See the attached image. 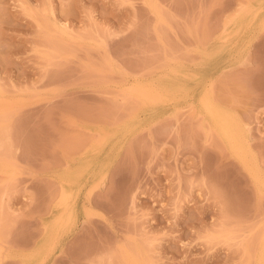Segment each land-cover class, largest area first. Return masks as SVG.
Here are the masks:
<instances>
[{"label":"rangeland","instance_id":"374dc122","mask_svg":"<svg viewBox=\"0 0 264 264\" xmlns=\"http://www.w3.org/2000/svg\"><path fill=\"white\" fill-rule=\"evenodd\" d=\"M0 264H264V0H0Z\"/></svg>","mask_w":264,"mask_h":264},{"label":"bare ground","instance_id":"6f19581e","mask_svg":"<svg viewBox=\"0 0 264 264\" xmlns=\"http://www.w3.org/2000/svg\"><path fill=\"white\" fill-rule=\"evenodd\" d=\"M243 6H246V5H243ZM243 8H245V7H243ZM246 8H247V7H246ZM240 10H241V8H240ZM242 10H243V9H242ZM242 10H241V12H242ZM245 11H246V10H245ZM245 11H244V12H245ZM244 12H242V13H244ZM239 13H240V12H239ZM74 151H76V150L73 149V152H74ZM78 153H79V152H78ZM66 154H67V153H66ZM68 154H69V152H68ZM68 154H67V155H68ZM72 154H73V153H72ZM70 155H71V154H70ZM76 155H77V153H76ZM72 156H73V155H72ZM69 158H70V157H69ZM255 183L258 184L257 181H256ZM96 186H98V185H96ZM96 186H95V187H96ZM257 187H258V186H257ZM262 247H263V245H262ZM262 251H263V248L260 249V252H259V253H262ZM261 255H262V254H261ZM258 257H260V256H258ZM258 257H257V258H258ZM260 259H261V257L258 258V261H259ZM257 263H258V262H257Z\"/></svg>","mask_w":264,"mask_h":264}]
</instances>
